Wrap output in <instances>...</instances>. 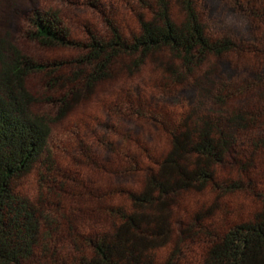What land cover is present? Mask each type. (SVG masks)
<instances>
[{"label": "trees", "instance_id": "16d2710c", "mask_svg": "<svg viewBox=\"0 0 264 264\" xmlns=\"http://www.w3.org/2000/svg\"><path fill=\"white\" fill-rule=\"evenodd\" d=\"M85 2L106 12L100 0ZM230 2L233 12L243 16L246 35L220 34L204 23L194 0H180L176 12L171 0H140L137 28L128 36L109 15L105 36L89 29L86 43L72 38L58 9H35L27 16L29 38L48 47L76 44L87 49L73 59L78 68L65 81L74 83L75 90L70 89L72 97L53 117L31 110L35 100L27 86L28 77L49 64L0 40V264H177V243L191 242L205 246L198 264H264V187L254 191L259 205L247 217L236 213L215 219L210 211L200 212L184 223L178 242L172 239L178 194L207 188L229 194L243 188L240 179L216 177V168L235 143L233 133L254 136L252 143L264 147V67L251 60L264 57V29L256 23L264 11L253 0ZM121 58L128 60L123 66L131 74L147 62L163 68L160 99L179 102L180 109L168 115L134 107L128 99L117 114L129 123L103 126L99 158L109 159L114 174L124 179L131 172L145 173L130 186L114 187L118 195L126 194L129 205L116 200L103 207L109 219L88 231H68L73 251L66 253L59 238L62 223L18 186L31 173L44 185L61 183L52 125L65 122L72 109L95 94ZM237 97L243 109L226 115L215 111L226 98ZM142 122L165 136L162 146L151 143ZM78 147L85 162L95 164L92 148L84 142ZM169 242L175 254L157 260L155 253Z\"/></svg>", "mask_w": 264, "mask_h": 264}, {"label": "rangeland", "instance_id": "374dc122", "mask_svg": "<svg viewBox=\"0 0 264 264\" xmlns=\"http://www.w3.org/2000/svg\"><path fill=\"white\" fill-rule=\"evenodd\" d=\"M85 1L0 0V40L13 44L23 54L49 64L44 71L35 72L27 79L30 94L35 100L31 108L34 112L51 117L57 115L58 110L72 97L70 89L75 90L74 83L65 81V78H71V73L78 68L73 59L82 57L87 49L76 44L68 47H48L29 38L28 14L35 9L38 11H47L48 8L58 9L72 38L76 42L83 43L89 39V29L105 36L107 25L104 18L109 15L113 22L120 25L126 36L137 28L135 10L140 0H100L106 12L93 9ZM194 1L204 23L217 28L220 34L230 32L235 37L246 35L247 29L243 16L233 12L230 0ZM179 2L180 0H171L172 9L175 12L179 8ZM253 3L255 6L262 7L264 11V0H253ZM257 22L261 24L260 28L264 29V15L261 20L257 19ZM254 58L251 60L255 62V65L262 63L264 67V57L255 56ZM230 59L233 61L232 57ZM127 62L126 58H121L114 63L111 68V78L105 79L98 85L95 94L82 100L75 109H72L65 122L52 125L54 135L58 138L55 142L56 157L63 169L61 183L57 186L51 183L44 185L34 173H31L23 178L18 186L20 192L51 215H55L56 220L62 223L59 238L65 251L69 253L73 250L67 239L68 231L71 233L75 230L88 231L98 223L109 219L103 207L116 200L129 205L126 194L118 195L113 189L118 185L130 186L133 180L138 182L141 174L145 173L131 172L127 179H124L123 176L114 174L112 165L108 163L109 159L99 158L101 149L98 145L105 135L103 126L110 123H129L130 120L122 119L117 114L118 111L125 109L128 99H131L130 103L134 107L157 110L168 115L180 109L179 102L168 103L160 99L159 86L166 77L163 68L157 67L153 62H147L139 73L131 74L123 66ZM76 85L80 86L78 83ZM242 104L240 97L226 98L225 105L221 109L213 107L215 111L226 115L229 111L243 109ZM142 125L145 129L144 133L148 134L150 130L151 143H154L156 147L162 146L166 140L165 136L154 133L149 122H142ZM63 127L69 128L68 131L63 132L61 130ZM261 134H264V131H261ZM233 136L235 143L229 147L226 161L216 168V177L240 179L244 184L243 188L229 194L223 193L221 189L213 191L211 188L201 193L178 194L171 222L174 236L172 239L175 242H178V238L182 236L180 230L184 223L192 220L194 214L210 211L215 219L223 216L230 218L236 213L247 217L259 205L253 193L255 190L259 192L264 187V147L254 145L252 143L254 136H248L247 133L236 132ZM81 142L92 148L95 164L85 162L87 156L83 155L78 147ZM248 183H251V187ZM58 214L64 216L62 220ZM177 245L181 253L177 264H198L205 250L202 243H177ZM172 254L175 253L170 242L155 253L157 260L160 261L170 260Z\"/></svg>", "mask_w": 264, "mask_h": 264}]
</instances>
